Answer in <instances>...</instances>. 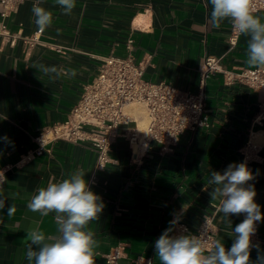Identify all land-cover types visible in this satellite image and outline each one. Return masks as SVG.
<instances>
[{
  "label": "crops",
  "instance_id": "0c3cea01",
  "mask_svg": "<svg viewBox=\"0 0 264 264\" xmlns=\"http://www.w3.org/2000/svg\"><path fill=\"white\" fill-rule=\"evenodd\" d=\"M33 3L21 0L16 12L0 16L17 36L14 45L0 37V168L6 169L5 195L20 194L0 210V264H29L26 230L35 221L45 234H57L54 214L41 218L32 213L28 197L77 169L84 170L89 188L104 204L99 220L87 226L97 241L93 264H161L154 246L164 230L171 229V236L197 235L204 224L210 238L206 247L216 239L230 247L229 234L243 215L230 216L229 225L205 185L210 171L222 173L238 159L257 101L247 87L226 84L221 73L210 75L205 83L206 125L185 130L166 152L155 142L136 149L119 136L101 166L89 140L100 137L101 130L85 128L88 139L71 141L55 139L50 126L68 117L107 56H131L145 65L147 80L196 91L207 55L225 54L227 68H252L246 63L247 38L240 36L227 51L231 23L213 28L206 0H76L70 16L62 14L56 0H43L53 23L40 34L35 33ZM253 14L264 19L262 12ZM33 35L39 42L28 48L25 38ZM37 62L57 67L60 75L50 79L33 67ZM72 70L75 76L69 74ZM256 140L260 158L250 169L248 184L264 213V131H258ZM9 205L16 207L11 217ZM256 229L252 243L264 250V221ZM115 247L121 256L106 262L104 254ZM256 257L253 247L251 259Z\"/></svg>",
  "mask_w": 264,
  "mask_h": 264
},
{
  "label": "clouds",
  "instance_id": "9594fccd",
  "mask_svg": "<svg viewBox=\"0 0 264 264\" xmlns=\"http://www.w3.org/2000/svg\"><path fill=\"white\" fill-rule=\"evenodd\" d=\"M42 3L43 0H34L31 9L34 24L41 33L53 23V13L42 7ZM56 4L67 16L76 8V0H56ZM209 5V24L220 28L224 21L230 22L238 35L247 38L246 63L250 67L264 68V19L253 14L251 0H206L205 6ZM33 67L50 79L60 75L55 66L37 62ZM69 74L75 76L76 72L72 70ZM85 176L83 169H77L65 179L49 181L28 197L29 211L38 213L41 218L54 214L57 225V234H45L39 221L26 230L30 243L25 256L29 264H93L97 241L95 233L87 230V226L99 220L104 204L89 188ZM252 179L245 163H233L222 173L210 171V179L205 185V190L211 188L208 192L211 202H219L218 211L229 225L232 226L230 216H244L240 223L232 227L230 247H226L222 239H216L208 248L203 234L171 236V229H166L154 246L155 256L161 264H264V250L252 243L257 222L264 221V213L255 202V188L248 184ZM5 183L7 178L0 171V210L5 209L10 197L20 195L19 192L5 195ZM15 212V205L7 207L9 217ZM253 247L257 250L255 260L251 259Z\"/></svg>",
  "mask_w": 264,
  "mask_h": 264
},
{
  "label": "built area",
  "instance_id": "2783aa9c",
  "mask_svg": "<svg viewBox=\"0 0 264 264\" xmlns=\"http://www.w3.org/2000/svg\"><path fill=\"white\" fill-rule=\"evenodd\" d=\"M20 2L21 0H0V16L5 18L16 12ZM251 7L253 13H264V0H251ZM35 33L41 32L36 30ZM240 36L230 25L227 51L236 46ZM0 37L6 38L11 45L17 39V36L9 33L3 22H0ZM25 39L28 48L39 42L37 35ZM224 55L205 56L196 91L163 81L147 80L144 77L145 65L136 62L131 56H107L102 60L92 81L84 86L68 117L50 126L53 136L55 139L76 141L88 139L84 135L85 128L101 130L103 134L100 137L89 138L98 151V166L108 161L109 147L119 136L130 144L147 146L155 142L161 152L172 151L185 130L193 131L198 126L207 124L206 79L214 73H221L226 84H241L257 95L247 137L239 149L235 163H245L250 171L253 163L260 158L261 145L256 140L257 133L259 130L264 131V68H227L222 62ZM131 102H139L147 110L148 120L143 130L136 127L132 116L125 110L126 105ZM5 170L0 168L3 173ZM207 230L208 224H204L197 234H203L205 242L210 240ZM120 256L121 251L117 247L104 254L108 263L116 262Z\"/></svg>",
  "mask_w": 264,
  "mask_h": 264
},
{
  "label": "bare ground",
  "instance_id": "6f19581e",
  "mask_svg": "<svg viewBox=\"0 0 264 264\" xmlns=\"http://www.w3.org/2000/svg\"><path fill=\"white\" fill-rule=\"evenodd\" d=\"M125 110L132 116V119L135 121V125L138 129H145L148 120V113L143 104L139 102H131L126 105ZM136 119L139 121L140 126L138 125ZM134 147L138 149V144L134 143Z\"/></svg>",
  "mask_w": 264,
  "mask_h": 264
}]
</instances>
